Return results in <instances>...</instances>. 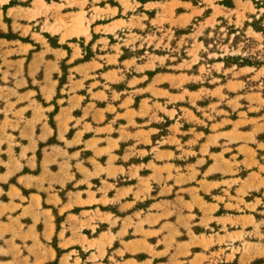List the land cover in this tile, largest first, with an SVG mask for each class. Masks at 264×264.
Segmentation results:
<instances>
[{"label": "rangeland", "instance_id": "374dc122", "mask_svg": "<svg viewBox=\"0 0 264 264\" xmlns=\"http://www.w3.org/2000/svg\"><path fill=\"white\" fill-rule=\"evenodd\" d=\"M0 141V264H264V0L0 3Z\"/></svg>", "mask_w": 264, "mask_h": 264}, {"label": "crops", "instance_id": "0c3cea01", "mask_svg": "<svg viewBox=\"0 0 264 264\" xmlns=\"http://www.w3.org/2000/svg\"><path fill=\"white\" fill-rule=\"evenodd\" d=\"M71 99L72 100L75 99L74 96L71 97ZM97 116H100V114L98 112H97ZM19 137H21L22 139H27L28 140L26 143H23L21 145V152H23L25 154H28V155H31L34 152H36V150L38 149L39 141H43L37 135L36 136H32V134L30 136H27V137H25L23 135H20ZM3 146H4V144L1 143V141H0L1 150H3ZM30 200H32V199H30Z\"/></svg>", "mask_w": 264, "mask_h": 264}, {"label": "bare ground", "instance_id": "6f19581e", "mask_svg": "<svg viewBox=\"0 0 264 264\" xmlns=\"http://www.w3.org/2000/svg\"><path fill=\"white\" fill-rule=\"evenodd\" d=\"M83 19L81 20V18L78 20V24L80 25L82 23Z\"/></svg>", "mask_w": 264, "mask_h": 264}, {"label": "clouds", "instance_id": "9594fccd", "mask_svg": "<svg viewBox=\"0 0 264 264\" xmlns=\"http://www.w3.org/2000/svg\"><path fill=\"white\" fill-rule=\"evenodd\" d=\"M4 2H6V0H0V3H4Z\"/></svg>", "mask_w": 264, "mask_h": 264}]
</instances>
